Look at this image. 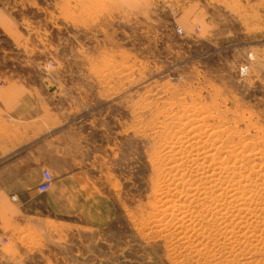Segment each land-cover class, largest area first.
<instances>
[{
    "label": "rangeland",
    "instance_id": "rangeland-1",
    "mask_svg": "<svg viewBox=\"0 0 264 264\" xmlns=\"http://www.w3.org/2000/svg\"><path fill=\"white\" fill-rule=\"evenodd\" d=\"M17 82L47 116L38 159L112 212L0 209V264H264V0H0V90ZM1 108L0 167L27 132Z\"/></svg>",
    "mask_w": 264,
    "mask_h": 264
},
{
    "label": "crops",
    "instance_id": "crops-1",
    "mask_svg": "<svg viewBox=\"0 0 264 264\" xmlns=\"http://www.w3.org/2000/svg\"><path fill=\"white\" fill-rule=\"evenodd\" d=\"M0 90L2 111L17 129L27 132L21 138L10 137L4 143L5 165L0 167V209L10 218L40 214L67 221H78L100 227L110 220L109 200L84 171H62L60 165L41 162L38 155L51 140L42 136L45 114L37 112L43 105L39 95L22 83L5 85ZM19 129V130H20ZM15 135V134H14ZM13 156V159H11ZM43 170L54 177L49 192L41 194L37 186ZM16 196L17 201L11 200Z\"/></svg>",
    "mask_w": 264,
    "mask_h": 264
},
{
    "label": "bare ground",
    "instance_id": "bare-ground-1",
    "mask_svg": "<svg viewBox=\"0 0 264 264\" xmlns=\"http://www.w3.org/2000/svg\"><path fill=\"white\" fill-rule=\"evenodd\" d=\"M216 129H217V128H216ZM193 130H194V129H193ZM201 131H202V129H201ZM203 131H204V129H203ZM199 135H200V134H199ZM191 136H192V135H191ZM195 136H198V135H195ZM200 136H201V135H200ZM204 137H205V136H204ZM198 138H199V136H198ZM186 139H187V138H186ZM199 139H200V138H199ZM192 140L195 141V139H193V136H192L191 142H193ZM216 141H217V140H215V142H216ZM217 142H218V141H217ZM184 143H185V142H184ZM194 144H195V143H194ZM197 144H198V143H197ZM215 144H217V143H215ZM215 144L213 143V145H215ZM208 146H209V145H208ZM189 147H190V146H189ZM228 147H229V146H228ZM191 148H192V147H191ZM191 148H190V149H191ZM219 149H220V148H219ZM223 149H224V148H223ZM194 150H196V149H194ZM209 150H210V149H208V151H209ZM214 150H215V149H214ZM214 150H213V151H214ZM236 150H237V149H236ZM200 151H201V150H200ZM200 151H199V152H200ZM217 151H218V150H217ZM217 151L215 152V155H216L217 153L220 152V151H219V152H217ZM189 152H190V151H189ZM231 152H232V151H231ZM241 152H242V151H241ZM205 153H206V151H205ZM205 153H204V154H205ZM199 154H200V153H199ZM219 154H220V153H219ZM215 155H214V157H215ZM221 155H222V154H221ZM183 156H184V155H183ZM194 156H195V155H194ZM238 156H239V155H238ZM179 157H180V156H179ZM208 157H209V156H208ZM208 157H207V159H208ZM203 158H204V157H203ZM203 158H202V159H203ZM205 158H206V157H205ZM205 158H204V159H205ZM215 158H216V157H215ZM220 158H221V156H220ZM220 158H219V159H220ZM200 160H201V159H200ZM205 161H206V160H205ZM207 161H208V160H207ZM230 161H232V160H230ZM209 162H210V161H209ZM201 163H202V162H201ZM220 163H221V162H220ZM233 164H234V163H233ZM212 167H213V166H209V165L206 166V168H209V170L213 169ZM203 168H204V166H203ZM186 169H187V168H186ZM216 169H218V168H216ZM213 170H214V169H213ZM219 170H220V169H219ZM202 171H203V170H202ZM207 171H208V170H207ZM205 172H206V171H205ZM203 173H204V172H203ZM208 173H209V172H208ZM214 174H215V173H214ZM210 176H213V175L211 174ZM213 178H214V177H213ZM220 178H221V177H220ZM202 179H203V178H202ZM199 181H200V180H199ZM230 182H231V181H230ZM252 184H253V183H252ZM230 186H231V185H230ZM246 186H247V185H246ZM228 187H229V186H228ZM249 187H250V186H249ZM226 188H227V186H226ZM220 192H221V191H220ZM220 192H219V193H220ZM244 192H245V191H244ZM244 192H243V193H244ZM248 192H249V191H248ZM197 193H198V192H197ZM219 193H218V194H219ZM195 194H196V193H195ZM202 194H203V193H202ZM202 194H201V196H202ZM220 194H221V193H220ZM238 194H239V193H238V192H237V193L234 192V190H228V191L226 192L225 195H226L227 198H229L230 200H232V201H234V202H237V203L240 202V205L238 204V207H240V206H243V207H244L245 204H246V205H250V204L253 202L252 198H247L246 196L244 197V195H243V196L240 195V196L237 197ZM215 195H216V194H215ZM223 195H224V194H223ZM225 195H224V196H225ZM172 196H173V195H172ZM193 196H194V195H193ZM201 196H200V197H201ZM218 196H219V195H218ZM213 197H214V196H213ZM216 197H217V196H216ZM250 197H251V196H250ZM210 198H211V197H210ZM206 199H207V198H206ZM214 199H215V198H214ZM192 200H197V199H192ZM215 200H216V199H215ZM221 200H222V199H221ZM225 201H226V199H225ZM162 202H163V201H162ZM220 202H221V201H220ZM203 203H204V202H203ZM205 204H207V203H205ZM214 204H216V203H214ZM214 204H213V205H214ZM189 207H190V206H189ZM201 207H203V206H201ZM238 207H237V208H238ZM243 207H242V208H243ZM187 208H188V207H187ZM245 208H246V207H244V209H245ZM182 209H183V208H182ZM182 209H181V210H182ZM188 209H189V208H188ZM213 209H214V210H218V207H217V206H214ZM228 209H229V207H228ZM245 210H246V209H245ZM186 211H187V210H186ZM188 211H189V210H188ZM188 211H187L186 213L180 211V212H181V219L183 220L184 225H185V223H191V222H192V219H194V217L192 216V213H190V212H188ZM207 211H208V210H207ZM209 211H211L210 208H209ZM249 211H252V210H249ZM203 212H205V210H203ZM222 212H223V211H222ZM233 212H234V211H233ZM241 212H242V211H241ZM217 213H218V212H217ZM217 213H216V214H217ZM226 213H227V212H226ZM247 213H248V212H247ZM252 213H253V212H252ZM255 213H256V212H255ZM179 214H180V213H179ZM261 214H262V213H261ZM230 216H231V215H230ZM245 216H246V215H245ZM207 217H208V216H207ZM217 219H218V218H217ZM182 220H181V221H182ZM194 220H195V219H194ZM218 220H219V219H218ZM225 220H226V219H225ZM229 220H230V219H229ZM256 220H257V219H256ZM178 221H180V219H179ZM227 221H228V220H227ZM194 222H195V221H194ZM180 223H181V222H180ZM216 223H217V222H216ZM231 223H232V222H231ZM182 224H183V223H182ZM220 224H221V223H220ZM189 225H191V224H189ZM233 225H234V224H233ZM191 226H192V225H191ZM187 227H188V226H187ZM227 227H228V226H227ZM210 230H211V229H210ZM239 233H240V231H239ZM187 236H188V235H187ZM255 236H256V235H255ZM232 238H233V237H232ZM234 238H235V237H234ZM199 241H200V240H199ZM233 243H234V242H233ZM229 246H230V245H229ZM230 247H231V246H230ZM234 247H235V246H234Z\"/></svg>",
    "mask_w": 264,
    "mask_h": 264
},
{
    "label": "built area",
    "instance_id": "built-area-1",
    "mask_svg": "<svg viewBox=\"0 0 264 264\" xmlns=\"http://www.w3.org/2000/svg\"><path fill=\"white\" fill-rule=\"evenodd\" d=\"M177 32L182 34L181 29H177ZM241 72L243 74H246L245 69H242ZM42 174H43V179L40 182V184L37 186V190L39 191V193L45 194V193L49 192L50 189L52 188V185L54 183V177L52 174H50V172L48 170H43ZM12 200L17 201V197L13 196Z\"/></svg>",
    "mask_w": 264,
    "mask_h": 264
}]
</instances>
